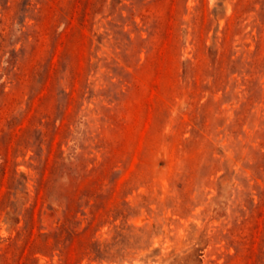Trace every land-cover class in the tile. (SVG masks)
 Segmentation results:
<instances>
[{
	"label": "rangeland",
	"instance_id": "374dc122",
	"mask_svg": "<svg viewBox=\"0 0 264 264\" xmlns=\"http://www.w3.org/2000/svg\"><path fill=\"white\" fill-rule=\"evenodd\" d=\"M0 264H264V0H0Z\"/></svg>",
	"mask_w": 264,
	"mask_h": 264
}]
</instances>
